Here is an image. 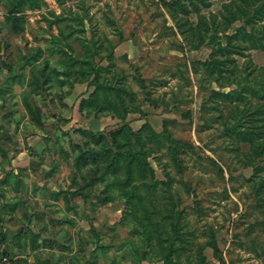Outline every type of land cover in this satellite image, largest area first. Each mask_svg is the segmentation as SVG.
<instances>
[{"label": "rangeland", "instance_id": "374dc122", "mask_svg": "<svg viewBox=\"0 0 264 264\" xmlns=\"http://www.w3.org/2000/svg\"><path fill=\"white\" fill-rule=\"evenodd\" d=\"M165 2L0 0V173L13 179L10 160L23 146L28 149L36 160L18 169L13 189L23 194L50 189L74 212L64 217L66 224L59 230L60 239L75 242L64 247L75 256L74 264H156L145 249L141 225L113 188L114 174L103 173L101 159L111 155V150L102 155L104 149L113 150L110 131L123 124L136 131L148 124L160 141H150L154 151L146 160L155 179L166 183L158 184L165 191L151 195L157 202L171 197L184 208L195 242L204 244L208 228L214 230L223 262L204 247L208 264H264V186H253L258 179H251L253 166L242 165L249 144H237L227 134L223 118L229 105L208 97L211 89L228 90L210 81L199 63L208 58L212 45L205 40L197 48L191 46L198 41L192 29L199 16L209 20L223 1L210 0L208 7L177 23ZM109 19L117 22L122 41ZM90 22L98 35L116 43L115 68L136 94L140 111L128 112L123 120L87 104L79 110L94 86L89 79L75 80L66 58H79L78 38H90ZM240 24L236 21L228 33ZM246 52V57L237 56L240 67L247 65L250 71L264 64V50ZM98 132L106 140L92 136ZM36 143L46 147L34 151ZM128 147L120 149L127 154ZM259 173L264 176V170ZM24 176L33 177L31 185ZM0 190L3 195L9 192L3 186ZM152 217L158 220L157 214ZM2 226L0 245L10 252L13 247L15 253L22 232L13 230L11 246ZM11 264L28 263L12 258Z\"/></svg>", "mask_w": 264, "mask_h": 264}, {"label": "trees", "instance_id": "16d2710c", "mask_svg": "<svg viewBox=\"0 0 264 264\" xmlns=\"http://www.w3.org/2000/svg\"><path fill=\"white\" fill-rule=\"evenodd\" d=\"M34 1L29 0V3ZM222 1L220 10L216 14L211 13L209 20L203 15L199 16V23L192 29L198 41L191 46L197 48L205 44V40L212 45L208 58L199 63L210 81L220 88L227 87L228 90L211 89L208 97H212L217 103L229 105L227 116L223 118L226 122L224 127H227L228 136L237 144H249L248 151L243 154L242 165L253 166L251 179L258 177L253 186L260 188L264 186V176L259 173V170H264V164L260 163L264 161V64L249 71L246 69L247 65H238L237 56L246 57V51L253 48L264 50V0ZM165 5L173 21L177 23V20L187 21L191 13H199L202 7H208L210 0H166ZM37 6L39 2L31 8ZM236 21L241 24L228 33ZM208 22H211V26ZM108 23L117 30L115 35L118 42L122 41L123 34L118 30L117 22L109 19ZM89 25L90 38H78L81 47L79 58H72L70 55L66 58L67 66L77 75L75 80L89 79V83L94 86L91 94L81 99L79 110L87 104L96 111L112 113L123 120L128 112L140 111L136 94L126 83L125 74L115 68L116 43L105 34L98 35L91 22ZM62 35L69 37L63 31ZM102 60H106L105 65L100 64ZM34 117L39 119L35 115ZM92 134L98 141L106 140L102 132ZM108 135L111 137L113 150H103L102 155L111 150V155L101 158L105 169L103 173L114 174L111 184L120 198L125 199L131 214L141 225L145 234V249L152 252L151 256L156 264H208L204 247L211 248L214 257L223 262L212 228H208L209 236L204 244L195 242L197 236L185 219L184 208H179L178 203L176 206L171 197L166 196V200L157 202L151 195L159 189L165 191L164 188H158L159 183L166 185L155 179L146 160L154 151L150 141H160L152 128L145 124L141 129L133 131L127 124H123ZM126 144L130 145L126 148L127 154L120 149ZM138 152L140 156H137ZM154 214H157L158 220L151 218ZM262 214L264 217V208ZM185 250L189 253L181 255ZM4 253L8 255L5 250ZM147 253L145 251V255Z\"/></svg>", "mask_w": 264, "mask_h": 264}, {"label": "crops", "instance_id": "0c3cea01", "mask_svg": "<svg viewBox=\"0 0 264 264\" xmlns=\"http://www.w3.org/2000/svg\"><path fill=\"white\" fill-rule=\"evenodd\" d=\"M45 147L43 143L32 145L34 151H42ZM34 160L29 157L28 149L23 146L10 160L9 167L12 169L13 179L5 177V171L0 173V186L9 189L4 195L0 190V227L3 225L2 228L8 232L7 237L10 240L13 238V230L26 233H21L20 244L15 245V253L12 252L13 247L11 252L2 247L7 251L10 262L12 258H25L28 264H74L75 256L68 253L64 247L66 244L75 245V242L60 239L59 231H63V225L66 224L64 217H71L74 212H68L50 189H44L43 194L33 193L32 190L23 194L22 191L13 189L15 173L19 168L29 167ZM22 179L31 185L33 177L24 176ZM39 184L43 183L39 181ZM26 200L30 202V207L25 203ZM11 242L12 240L10 245L14 246Z\"/></svg>", "mask_w": 264, "mask_h": 264}, {"label": "built area", "instance_id": "2783aa9c", "mask_svg": "<svg viewBox=\"0 0 264 264\" xmlns=\"http://www.w3.org/2000/svg\"><path fill=\"white\" fill-rule=\"evenodd\" d=\"M10 258L9 256L4 253V250L2 247H0V264H9Z\"/></svg>", "mask_w": 264, "mask_h": 264}]
</instances>
